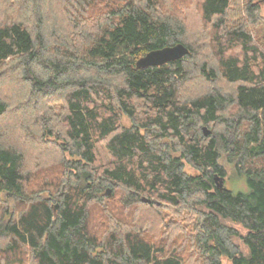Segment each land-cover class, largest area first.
<instances>
[{"label":"trees","instance_id":"obj_1","mask_svg":"<svg viewBox=\"0 0 264 264\" xmlns=\"http://www.w3.org/2000/svg\"><path fill=\"white\" fill-rule=\"evenodd\" d=\"M263 2L0 0V264H264Z\"/></svg>","mask_w":264,"mask_h":264},{"label":"water","instance_id":"obj_2","mask_svg":"<svg viewBox=\"0 0 264 264\" xmlns=\"http://www.w3.org/2000/svg\"><path fill=\"white\" fill-rule=\"evenodd\" d=\"M190 52L189 48L183 44V43H178L173 46H167L161 49H156L148 52L145 56L140 58L136 62L137 68H147V67H152V66H162L167 64L168 62L176 61L184 56H186ZM203 132L206 136H208L211 132V130L204 126L203 127ZM215 180L217 183L218 188L220 189H225V179L224 177L215 176ZM110 193V191H109ZM143 202L150 203L152 202L151 198H147L145 196L142 197Z\"/></svg>","mask_w":264,"mask_h":264},{"label":"rangeland","instance_id":"obj_3","mask_svg":"<svg viewBox=\"0 0 264 264\" xmlns=\"http://www.w3.org/2000/svg\"><path fill=\"white\" fill-rule=\"evenodd\" d=\"M262 14L264 15V2L262 3ZM184 14L186 16V18L192 20L193 18V15L194 13H192L191 11L188 12V10H185L184 11ZM58 108V106H56ZM126 125H128L130 123V120L126 117H124V121H123ZM206 126V125H205ZM204 126H202V129H203ZM207 127V126H206ZM209 129H211V127L208 126ZM211 134V132H210ZM209 134V135H210ZM223 159H222V162L226 165V168H227V171H228V176L226 178V186L229 187L230 189H233L235 191H240V190H247L248 187H247V184H246V181L244 179V177H242L241 175H239L234 167H233V164H231L229 162V160L226 159V155L223 154ZM187 170L190 172V173H195L194 169H192L191 167H187ZM222 264H232L231 261L227 258V257H224L223 258V261H222Z\"/></svg>","mask_w":264,"mask_h":264},{"label":"flooded vegetation","instance_id":"obj_4","mask_svg":"<svg viewBox=\"0 0 264 264\" xmlns=\"http://www.w3.org/2000/svg\"><path fill=\"white\" fill-rule=\"evenodd\" d=\"M224 179H225L224 181H225V186H226V178L224 177ZM226 187H227V186H226Z\"/></svg>","mask_w":264,"mask_h":264}]
</instances>
